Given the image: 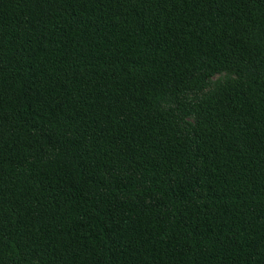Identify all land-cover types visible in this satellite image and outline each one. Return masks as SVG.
Segmentation results:
<instances>
[{
    "label": "trees",
    "instance_id": "trees-1",
    "mask_svg": "<svg viewBox=\"0 0 264 264\" xmlns=\"http://www.w3.org/2000/svg\"><path fill=\"white\" fill-rule=\"evenodd\" d=\"M0 264H264V0H0Z\"/></svg>",
    "mask_w": 264,
    "mask_h": 264
}]
</instances>
